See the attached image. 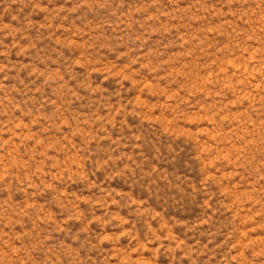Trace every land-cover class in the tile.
<instances>
[{
	"label": "rangeland",
	"instance_id": "1",
	"mask_svg": "<svg viewBox=\"0 0 264 264\" xmlns=\"http://www.w3.org/2000/svg\"><path fill=\"white\" fill-rule=\"evenodd\" d=\"M0 264H264V0H0Z\"/></svg>",
	"mask_w": 264,
	"mask_h": 264
}]
</instances>
